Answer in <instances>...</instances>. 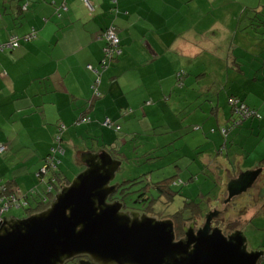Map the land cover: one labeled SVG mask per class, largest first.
<instances>
[{"label": "crops", "instance_id": "obj_1", "mask_svg": "<svg viewBox=\"0 0 264 264\" xmlns=\"http://www.w3.org/2000/svg\"><path fill=\"white\" fill-rule=\"evenodd\" d=\"M261 6L260 0H223L221 6L216 0H119L115 12L112 0H0V45L14 36L21 41L14 50L0 49V143L8 146L11 166L30 164L27 181H36L64 124L61 145L82 149L79 157L136 150L137 140H145L148 151L171 143L169 154L210 150L208 167L213 153L227 148L229 161L222 157V166L236 172L239 150L264 134V53L250 37L251 17L246 22L242 15ZM112 24L123 52L102 69L103 32ZM33 30L35 38L23 39ZM222 34L229 36L224 48L214 41ZM88 66L102 71L96 87L98 74ZM182 70L187 75L181 83ZM232 95L259 116L224 136L221 129L236 117ZM107 117L121 130L103 126ZM155 136L166 141L148 138ZM245 173L230 176L233 186ZM19 180L8 183L18 192ZM230 184V200L244 192L231 196Z\"/></svg>", "mask_w": 264, "mask_h": 264}, {"label": "water", "instance_id": "obj_2", "mask_svg": "<svg viewBox=\"0 0 264 264\" xmlns=\"http://www.w3.org/2000/svg\"><path fill=\"white\" fill-rule=\"evenodd\" d=\"M85 169L63 185L51 205L24 218L0 214V264H65L89 255L99 264H262L263 249H248L243 230L226 236L221 228L187 231L176 240L172 220L122 211L110 202L122 160L110 151L85 152ZM247 172L235 195L259 176ZM240 183V184H241Z\"/></svg>", "mask_w": 264, "mask_h": 264}, {"label": "rangeland", "instance_id": "obj_3", "mask_svg": "<svg viewBox=\"0 0 264 264\" xmlns=\"http://www.w3.org/2000/svg\"><path fill=\"white\" fill-rule=\"evenodd\" d=\"M260 1H262L263 6L256 8L255 12L250 13V17L252 18L250 19V25H252L250 27L253 29L252 33L254 35L251 34L250 37L261 42L262 46L260 51L264 53V0ZM216 2L220 6L223 4V0H216ZM242 15L247 22L249 13ZM228 37V35L222 34L219 35L217 39H214V41L216 43L218 40L221 45L220 47L224 48L227 45ZM249 51L250 53L256 52L255 50ZM247 65L248 64L244 66L247 67ZM237 120H240V118L237 117ZM102 125L104 126V124ZM242 126L243 124L241 127ZM259 134L260 133H258L252 146H248L247 149L239 150L243 159L240 160V164L236 165V172H234H241V174H243L244 172L247 173L260 170L258 174L259 178L255 181L254 186H248L246 189L242 190L244 192L240 195L242 198L238 200L237 205H232V203L231 205L225 204V208L227 207L231 211L233 218L235 217L240 220L235 222L233 220H226L221 216H215L213 220L215 226L221 228L226 236L237 230H244L248 237L249 250L258 249L259 247L264 250V134ZM148 138L157 140L156 136ZM157 141L162 143V141L165 142L166 140L160 139ZM144 142L146 141L144 140ZM144 142L142 140H137L139 147L136 150L126 149L129 155L117 172L114 180L115 183L122 184L123 188L126 186L137 188L149 183L147 186L150 188V196L158 197L159 200H156L154 204L162 214L168 215L171 213L175 209V206L182 204L184 199H192V206L197 208V210H195L197 212L198 210H203L204 212L208 211V213H210L218 210L223 213V194H226L229 184L231 183L230 176L235 175L234 173L228 174L225 172V167L222 166L223 159L229 161L227 155L229 149L224 148L222 154L219 151L214 152L212 155V159L214 160L211 164L212 167H208V153H210V150L198 154L196 152L192 154L184 152L169 154L171 153L170 151L173 143L167 148L159 147L152 151H148L144 150ZM183 143L184 140H180L176 146H181ZM253 148H257L255 155L253 154ZM63 149H68L69 151L67 155L66 153H60L64 162L60 166L59 174L62 177L68 176V178L73 180L77 174L85 169L82 157H79L77 154V151H81L82 149L77 151L76 149H69L66 144H64ZM9 153L8 151H0V157L6 160L5 163L3 161L2 163L0 162V184H8L9 182L15 181L16 178H20L18 182L14 183V185H16L15 187L19 188V193L30 194L29 204L32 203L33 205H37L36 200L39 201L43 199L41 195L45 193L46 185H43L44 183L40 181L37 176L38 173L35 175L37 178L36 181L32 182L31 179L27 181L28 174H26V171L28 172L31 170V165L21 166L22 164H18V167L14 168V166H11L12 163L10 159H8ZM76 161L82 163L78 164ZM244 163L245 165H243ZM43 166L44 165L41 166V169ZM59 177L58 175L55 176L57 183L61 182V180L58 181L60 179ZM135 178H138L137 180L142 179L143 181L137 184H132L131 182L125 183L126 180ZM63 185H66V181L61 182V187H63ZM157 185L163 187L162 189L165 192L154 189ZM243 185L244 184L241 183L235 187L241 188ZM37 188H40L39 192L33 196L34 192L32 190ZM19 193H17V195H19ZM10 200L16 202V205H11L5 211L4 217L24 218L29 216V212L26 208L18 206L22 201L18 200V198ZM167 202L170 203L166 204ZM170 204L171 206L169 207ZM251 213H254L252 217L249 216ZM76 258L73 260H76ZM81 259L86 262V264H91L93 260L91 257H81ZM76 261L80 262L79 259ZM68 262L65 264H68ZM94 262L97 264L96 261Z\"/></svg>", "mask_w": 264, "mask_h": 264}, {"label": "trees", "instance_id": "obj_4", "mask_svg": "<svg viewBox=\"0 0 264 264\" xmlns=\"http://www.w3.org/2000/svg\"><path fill=\"white\" fill-rule=\"evenodd\" d=\"M118 2L119 0H112V6L115 8V12L118 11ZM250 13H253V12H250ZM250 13H249V16H250ZM252 19V18H250ZM250 26V25H249ZM249 27L247 26L246 29H248ZM114 30V32L116 33L118 39H119V42H118V47H119V50L120 52L119 53H116L117 51H113L112 49L114 48V46H110V50H111V53L112 54H109L107 51H106V48L109 47L110 45V42L108 41V32L109 30ZM36 33L37 35V32L36 30H33L32 32L28 33L27 35H25L23 37V39L25 40H30L29 37H31L33 35V33ZM14 37H18L19 38V45L17 47H13V48H3L2 46L4 44H1L0 45V49L1 50H14L16 48H18L20 45H21V41H20V37L19 36H14ZM36 37V36H35ZM33 37V38H35ZM103 37L104 39L106 40V46H105V51H104V55H103V58L101 59V67L102 69H107L110 64L112 62H114L115 60H117L119 58V56L122 54L123 52V47H122V42H121V38L119 36V33L117 31V27L116 25H110L108 26L104 32H103ZM13 38V37H12ZM31 38V39H33ZM111 57V58H110ZM105 61V62H104ZM90 70H93V71H96L97 72V79H96V83L94 84V86H97V84L100 83V79H101V75H102V71L100 69H95L93 68L92 66H88ZM187 75V72L185 70H182L181 72H179V79L181 81V83L184 81V78L186 77ZM179 81V82H180ZM229 103H230V106L232 107V110L235 114V118L232 119L233 121L228 125V126H224L221 131L222 133L224 134V136H226L232 129L240 126L244 120H247L249 118H252V117H256V116H259V113L258 111L255 109V108H252L250 107L248 104H246L241 98H239L238 96H235V95H232L230 96L229 98ZM240 111V113H238L239 109H242ZM246 110V113L244 112ZM243 114L245 115H248L247 117L243 116ZM237 117L240 118V120H237ZM113 120V119H112ZM81 121V120H80ZM117 125V124H115ZM120 126V125H118ZM109 129H114L116 130L115 127L111 128V127H108ZM224 128L226 129V131L224 132ZM121 130V126H120V129L119 130H116V131H120ZM117 134H116V138H117ZM135 138V137H134ZM110 153H112V155L115 157V158H118V159H121L122 162H124V160L128 157V153H126L125 151H119L115 148H112V151H110ZM65 154V152H64ZM60 158H62V156L58 153L57 154V157H56V160H60ZM60 164L61 162L58 164L57 168L56 169H52V172H49V174L47 175H38L40 181L42 182L43 179H47L46 182H44L43 185H46L45 186V193L41 195L42 198H53L54 200V197H55V194L56 192L58 193L60 190H61V182H65L66 181V185H69L71 182H72V179L68 178V176H60V174L58 173L59 169H60ZM58 175V177L60 178L58 181L61 180V182L57 183L56 181L53 182V178ZM138 178H135V179H131V180H126L125 183L127 182H131L132 184H137V183H140L142 182L143 180H137ZM43 183V182H42ZM159 183V182H158ZM149 184V183H148ZM147 184V185H148ZM157 184V183H156ZM122 185V184H121ZM131 185V184H130ZM141 186V187H137V188H130L129 186H126L124 188H122V190H127V191H131V193H127L129 196L131 197H138V198H142V197H145V196H148L150 195L149 193V190L150 188H148L149 186ZM52 187V189L50 190V187ZM159 186V185H157ZM161 187V186H160ZM38 189V191H37ZM37 189H33L32 191L34 192V195L39 192V189L40 188H37ZM144 192V193H143ZM165 192V191H164ZM17 192L16 189H14L12 186L11 187H7L5 191H0V194L1 195H4V199H8L9 202L12 204V205H16V202H14L13 200H10V199H14V198H24V199H30V194L26 193V194H23V193H19V195H17ZM35 198V197H34ZM43 199L37 201L36 200V204L37 205H33L32 203L29 204L28 206H26V209L28 210L29 212V216L36 213V212H41V210L45 209V208H48L50 206V200L48 202H43L42 201ZM40 203H43L42 205H40ZM37 206V207H36ZM82 257V256H81ZM86 257H90L89 255H86ZM83 258V257H82ZM79 260H82L81 258ZM68 264H79V262H77L76 260L73 261V262H69Z\"/></svg>", "mask_w": 264, "mask_h": 264}, {"label": "flooded vegetation", "instance_id": "obj_5", "mask_svg": "<svg viewBox=\"0 0 264 264\" xmlns=\"http://www.w3.org/2000/svg\"><path fill=\"white\" fill-rule=\"evenodd\" d=\"M47 179H43L42 182H46ZM115 184V181L112 182V184ZM241 182H239L240 184ZM238 184V185H239ZM7 187H10L9 184H0V191H5ZM121 188H123V186H119L116 193H114V195H112L109 198L110 202H114V201H120L122 204V211L124 212H128L130 214L132 213H138L140 215H146V216H150V217H154L158 220H172L174 223V230H175V234H176V240H180L183 238H186L187 236V231L192 232L194 235H197L199 233V231H201L202 229H214V228H218V226H215V224L213 223V220L215 218V216H221L222 218L226 219V220H233L235 222H238L240 219H236L235 217L233 218V216H228L227 215V211L228 208H225V204L227 205H231L228 204L227 201H230L232 203V205H237L238 204V200H240L242 198V196H237L235 197V199H229L228 195L227 197L225 195H223V206L224 209H222V212H219L218 210L212 211L210 213L204 212L203 210H197V208L195 206H192V199H184L182 204L175 206V209L169 213L168 215L166 214H162L159 212V209H157L156 205L154 204V202L156 200H159L158 197H152L150 195L142 197V198H138V197H131L129 196L127 193H131V191H127V190H121ZM163 187L160 186H155L154 189H157L158 191H163L162 189ZM237 187H233L232 189H236ZM144 193V192H143ZM169 194V193H167ZM174 196V195H172ZM0 199H4V195L0 194ZM22 202L19 203V207H23L26 208V206L29 204V200L30 199H18ZM51 201L50 203H52L53 198H43V202H48ZM25 203V204H24ZM170 202H167L166 204H168ZM43 203H40V205H42ZM165 204V205H166ZM51 205V204H50ZM38 206V204H37ZM36 206V207H37ZM171 206V204L169 205V207ZM47 209V208H45ZM43 209V210H45ZM41 210V211H43ZM1 211V208H0ZM2 212V211H1ZM1 217H4V213L2 212ZM37 213V212H36ZM236 230V229H235ZM82 257H86V255H80L77 256V259H80ZM74 258V259H75ZM70 261H75V260H70ZM69 263V262H68ZM94 263L96 264L93 260L91 262V264ZM79 264H86V262L80 260ZM98 264V263H97Z\"/></svg>", "mask_w": 264, "mask_h": 264}, {"label": "built area", "instance_id": "obj_6", "mask_svg": "<svg viewBox=\"0 0 264 264\" xmlns=\"http://www.w3.org/2000/svg\"><path fill=\"white\" fill-rule=\"evenodd\" d=\"M35 36H36V33L34 32L33 35L31 37H29V38L31 39V38H33ZM107 37H108V41L110 42V45H109V47L106 48V51L109 54H112L111 50H110V46H114V48L112 50L113 51H117L116 53H119L120 52L119 47H118L119 39H118V37H117V35H116V33L114 32L113 29L109 30ZM18 45H19V38L18 37H13V38H11L10 42L4 43V45L2 47L3 48H13V47H17ZM94 87H96V86H94ZM96 94L100 95V93L98 91H96ZM241 110H243V108L239 109L238 113H240ZM244 112L246 113V110ZM126 113H127V111L124 112V114H126ZM243 116L247 117L248 115L243 114ZM82 121H86V120H82ZM103 124L106 127H111V128L115 127L116 130L120 129V126L115 125V122L109 117H107L105 119ZM65 128H66V126L64 124L60 126V128L58 130V133L55 136V139H56L55 142L57 143V146L52 149L50 155L46 158V162H45L44 166L42 167V169H40L38 175H47V174H49V172H52V169H56L58 164L60 163V160H56V157H57L58 153L60 154V153H64L65 152V150L62 148V145H61L62 144V134H63ZM223 131L225 132L226 129L224 128ZM7 148H8L7 145L0 143V151L1 152L6 151ZM52 181L55 182L56 178L54 177ZM52 187L53 186L50 187V190L52 189ZM5 201H6V199H0V208H1L2 212H5L12 205L9 202L8 199H7L6 202Z\"/></svg>", "mask_w": 264, "mask_h": 264}]
</instances>
